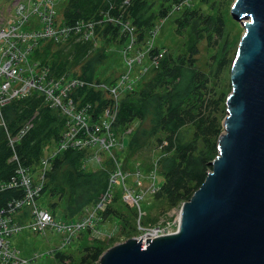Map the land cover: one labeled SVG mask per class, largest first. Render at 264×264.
Masks as SVG:
<instances>
[{"label": "trees", "instance_id": "1", "mask_svg": "<svg viewBox=\"0 0 264 264\" xmlns=\"http://www.w3.org/2000/svg\"><path fill=\"white\" fill-rule=\"evenodd\" d=\"M155 1L67 0L63 14L67 21L99 19L102 25H98L96 32L98 31L97 34L102 38L121 36L118 23L105 21V14L118 20L130 19L139 31L141 39L146 28L152 25L156 17L153 10ZM184 14L186 16L183 21L191 29L193 26L187 12ZM209 22L210 18L206 17L205 23ZM215 23L221 33L222 20L219 19ZM88 43H73L70 53L78 58L76 62H80L85 56ZM190 45L191 50L186 55L173 56L169 51L160 57L155 55L157 72L143 86L131 90L119 99L113 122V126L119 132L134 121L137 122V128L131 132L127 144L121 149L122 166L125 152L128 154L130 150L133 151L145 138L153 136L156 138L167 156L161 160L163 181L155 196L157 198L164 196L167 202L174 206L188 200L211 170L210 161L217 154L216 141L223 130L222 120L225 116L222 108L225 104L224 94L217 92L215 83L211 82L212 76L195 65L196 52L193 50V42ZM50 47L51 42H45L42 50L40 48L34 50V57L42 63H47L46 54ZM226 62L225 57L217 59V70ZM48 63L54 75L69 71L66 60L61 62L52 58ZM91 64L88 59L81 64L79 71L82 77L87 79L94 77ZM86 97L92 102L97 100L96 110L104 107L105 100L101 92L91 91ZM2 113L4 122L11 132L34 115L32 126L14 146L21 162L34 171L44 156L45 147L48 144L54 145L59 140L65 125L64 117L57 110L45 105L42 97L35 93L23 99L10 101L3 107ZM190 127L192 130L188 136ZM12 153L13 149L5 138L3 128L0 127V182L9 180L14 173L15 164L9 161ZM90 157L89 149L68 148L49 158L38 203L46 207L55 218L72 220L84 217L86 209L94 205L106 191L109 170L112 167L111 160L104 159L102 168L89 170L86 168V162ZM21 195L20 189L0 192V209L11 199ZM44 196L52 200L47 202L42 200L40 203L39 199H43ZM117 197L114 192L111 203L103 211L98 212L96 218L103 220L114 214L128 222V216L117 213L112 206ZM27 212V208H24L23 214L26 215ZM134 213L136 211L133 210ZM20 218L23 216H17V219ZM141 223L143 224L142 220ZM82 231L91 232L89 228ZM103 250L104 248L99 245L85 246L79 259L80 264H95ZM53 254L64 264L73 263L70 254L61 250Z\"/></svg>", "mask_w": 264, "mask_h": 264}, {"label": "rangeland", "instance_id": "2", "mask_svg": "<svg viewBox=\"0 0 264 264\" xmlns=\"http://www.w3.org/2000/svg\"><path fill=\"white\" fill-rule=\"evenodd\" d=\"M13 1L0 0V3L5 2L1 4L3 8L0 10H4V14H12L15 10ZM234 1L169 0L168 2H162L156 0L153 7L156 17L152 25L146 28L141 39L139 38V31L130 19L118 20L105 14V21L118 23L122 37L107 36L102 38L97 34V31L96 36L93 35L88 41L73 40L65 42L64 40L58 42L57 40H51V47L47 49L46 54L48 55L47 63L43 62V64L49 69V74H53L50 63H48L52 58L61 62L66 60V64L69 66L67 69L70 72L81 70V64L88 59L92 63L91 70L94 73L92 79H95L98 84L107 86L123 81L119 88L121 97H123L131 90L143 86L148 79L155 75L158 69V64L154 60L155 55L160 57L166 51L171 52L173 56L186 55L191 50L190 44L193 42V50L196 52L194 55L195 65L200 70L205 71L207 75L212 76L211 82L215 83L218 93L223 92L225 101L227 94L231 91L230 68L232 60L244 32V26L231 14V6ZM66 2L67 0H57L55 3L54 20L56 23H58L57 20L70 24L74 22L67 21L64 17L63 10ZM50 9L43 12L47 14ZM185 12H187L194 28L191 27L190 29L185 25L183 21L184 16H186ZM194 15L197 17H194ZM33 16H36L38 22V16L42 18L39 14ZM206 17L210 18L209 23H205ZM219 19L223 22L221 33L218 30L219 26L215 23ZM96 20L98 21L97 27L102 25L99 19ZM43 26L39 24L38 27L43 29ZM75 42H89L87 52L80 62H76L78 58L70 53ZM44 45L45 43L40 46V50L43 49ZM222 57H225L227 62L217 70L216 60ZM33 93L41 96L38 92H32L29 95ZM101 93L103 99L107 100L105 89H102ZM222 108L225 115V104ZM136 128L137 122L134 121L124 130L122 129L121 132L114 129L118 139L122 140L123 147L131 137V132ZM191 130L192 127L189 128L188 136ZM160 147L161 145H158L154 136L145 138L133 151L129 149L128 154L124 153V168L121 163L122 157L120 158L121 148H112L113 156L100 153V161L88 160L86 162L87 169L95 170L102 168L104 159H110L112 167L109 173L117 167L122 169L120 178H114L115 181H118L113 183L112 195L115 192L118 197L113 201L112 206L115 207L117 213L126 214L128 222L114 214H110L103 220L99 217L96 218L95 215L91 232H80L69 245L61 250L63 253L72 256V264H80L79 259L85 246L99 245L106 250L111 245L122 242L127 238H141L142 233L148 232L145 227L152 228V226L160 224L165 232H172L177 228L181 204L174 206L169 204L164 196L159 198L155 196V192H157L163 181L161 160L167 156ZM53 148V144H48L43 155L47 156ZM129 190L136 195H143L139 199L141 206L137 207L127 198ZM42 200L47 202L52 199L44 196L43 199H39V202H43ZM110 203L111 200L107 205ZM133 210L136 213L133 214ZM14 211L16 212V210ZM12 217L18 220L16 219V213L12 214ZM24 217L20 220H24ZM59 239V234L51 232V230H46L45 233H33L27 229L9 237L10 243L19 249L21 255L29 257L30 262L27 261V264L31 262L34 264H64L53 254L57 251L56 246L59 245Z\"/></svg>", "mask_w": 264, "mask_h": 264}, {"label": "water", "instance_id": "3", "mask_svg": "<svg viewBox=\"0 0 264 264\" xmlns=\"http://www.w3.org/2000/svg\"><path fill=\"white\" fill-rule=\"evenodd\" d=\"M231 14L244 32L211 170L174 231L118 242L95 264H264V0H235Z\"/></svg>", "mask_w": 264, "mask_h": 264}, {"label": "built area", "instance_id": "4", "mask_svg": "<svg viewBox=\"0 0 264 264\" xmlns=\"http://www.w3.org/2000/svg\"><path fill=\"white\" fill-rule=\"evenodd\" d=\"M56 1L14 0L15 10L12 14H4V10H0V127L4 128L5 138L13 149L9 161L15 164L14 173L9 180L0 182V192L7 189L22 190L20 197L11 199L0 209V264L30 262L29 257L22 256L19 249L9 241L10 236L22 230L27 229L33 233H45L46 230L57 232L60 238L57 250H63L82 230H92L95 215L103 211L113 197L112 186L118 181L114 178L119 179L122 175V169L119 167L109 173L106 191L94 205L86 209V214L81 219L55 218L46 207L38 203L49 158L59 151L86 148L91 152L90 160L98 162L101 159L100 153L113 156L112 148L123 149L122 140L118 139L113 126L116 107L121 97L119 88L123 81L107 86L98 84L95 79L82 77L79 70L59 75L49 74V69L34 57V50L39 49L45 42L88 41L93 35L96 36L98 21L94 18L78 19L71 24L59 20L56 23ZM3 3H0V9L3 8ZM49 8L50 12L45 14L43 11ZM34 14L41 15L42 18L38 16L39 22ZM39 24L44 25V28L38 27ZM102 89H105L108 98L104 107L96 110V101L89 100L86 93L102 92ZM32 92L41 94L43 103L57 110L65 120L59 140L34 171L21 162L14 149L15 144L32 126L34 115L11 132L2 113L3 107L10 101L25 98ZM141 196L143 195H136L131 190L127 194V198L137 207L140 206ZM24 208L28 210L26 215L23 214ZM14 213L16 219L17 216H25L24 220L13 219ZM145 228L148 232L141 234L144 240L147 237L169 233L165 232L160 224Z\"/></svg>", "mask_w": 264, "mask_h": 264}, {"label": "bare ground", "instance_id": "5", "mask_svg": "<svg viewBox=\"0 0 264 264\" xmlns=\"http://www.w3.org/2000/svg\"><path fill=\"white\" fill-rule=\"evenodd\" d=\"M126 176H128V175H126Z\"/></svg>", "mask_w": 264, "mask_h": 264}]
</instances>
